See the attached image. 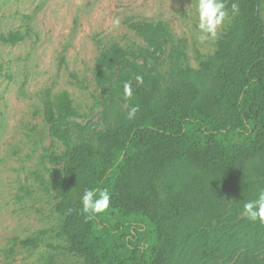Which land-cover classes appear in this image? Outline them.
<instances>
[{"label": "trees", "instance_id": "1", "mask_svg": "<svg viewBox=\"0 0 264 264\" xmlns=\"http://www.w3.org/2000/svg\"><path fill=\"white\" fill-rule=\"evenodd\" d=\"M260 2L225 0L231 19L197 67L182 40L165 53L168 22H130L142 43L113 41L96 57L97 122L71 120L83 114L66 90L40 94L59 233L82 264H264V223L242 213L264 190ZM26 36L0 32V43ZM164 53V71L146 60ZM0 76L10 78L1 61ZM125 81L132 82L130 99ZM131 106L139 110L129 119ZM97 188L109 191L110 204L90 215L81 197Z\"/></svg>", "mask_w": 264, "mask_h": 264}, {"label": "rangeland", "instance_id": "2", "mask_svg": "<svg viewBox=\"0 0 264 264\" xmlns=\"http://www.w3.org/2000/svg\"><path fill=\"white\" fill-rule=\"evenodd\" d=\"M197 0H0V32L27 36L0 43V264H82L60 235L61 216L50 187L47 155L52 137L43 120L40 94L66 90L83 114L97 122L103 96L93 80L99 51L113 41L141 44L129 27L138 19L164 20L173 34L165 53L183 41L187 62L197 67L210 54L231 19L228 12L215 39L204 42L197 25ZM259 14L264 24V0ZM120 18L117 27L112 20ZM146 57L161 71L166 54ZM143 58H139L142 61ZM34 239L35 242H28ZM25 241V243H23Z\"/></svg>", "mask_w": 264, "mask_h": 264}, {"label": "clouds", "instance_id": "3", "mask_svg": "<svg viewBox=\"0 0 264 264\" xmlns=\"http://www.w3.org/2000/svg\"><path fill=\"white\" fill-rule=\"evenodd\" d=\"M197 12V29L200 33L198 40L204 42L208 39H215L219 28L223 25L228 12L225 6V0H197L195 5ZM233 13H238L237 3H232ZM112 26L117 27L120 24V18L115 17L112 20ZM137 83H143V77H135ZM124 97L130 99L133 96V86L131 81H125L122 85ZM138 106H131L128 111V118L132 119L138 112ZM111 196L107 189L96 190L86 189L81 197L82 210L85 213L100 214L105 212L110 204ZM243 215L250 220L264 223V190H260L256 199L243 203Z\"/></svg>", "mask_w": 264, "mask_h": 264}]
</instances>
